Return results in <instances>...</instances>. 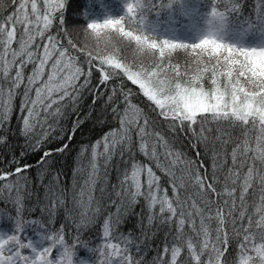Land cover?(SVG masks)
<instances>
[{
    "label": "snow or ice",
    "instance_id": "1",
    "mask_svg": "<svg viewBox=\"0 0 264 264\" xmlns=\"http://www.w3.org/2000/svg\"><path fill=\"white\" fill-rule=\"evenodd\" d=\"M12 3L13 11L0 17V129L10 122L20 94L21 132L37 151L86 89L95 99L108 93L104 103L118 127L81 148V158L89 157L87 179L74 198L81 215L99 212L92 204L101 170L107 175L113 158L127 154L113 185L116 196L121 204L143 198L148 225L168 228L151 264H264V0H255L249 15L245 0H118L115 9L104 0H87L80 15L94 48L69 36L70 0ZM136 95L167 124L172 140L153 127L149 112L134 102ZM80 123L75 121L70 136ZM179 133L191 137L193 149L209 150L211 175L202 160L174 147ZM68 147L44 151L39 162ZM137 151L148 163L135 158ZM12 163L13 171L0 170V188L19 193L21 173L30 166ZM82 170L78 165L74 171ZM157 170L167 177L171 195ZM257 188L258 201L249 206L250 191ZM99 191L104 194L103 185ZM58 202L64 203L62 193ZM15 204L16 217L0 216L12 225L10 232L0 230V264H75V247L95 253L94 264H142L144 240L117 232L112 216L103 223L97 247L78 238L70 247L62 227L51 232L40 219L23 220V198ZM56 205L54 200L49 224ZM114 215L118 226L119 206ZM83 225L81 220L78 227ZM29 228L38 240L26 237Z\"/></svg>",
    "mask_w": 264,
    "mask_h": 264
},
{
    "label": "trees",
    "instance_id": "2",
    "mask_svg": "<svg viewBox=\"0 0 264 264\" xmlns=\"http://www.w3.org/2000/svg\"><path fill=\"white\" fill-rule=\"evenodd\" d=\"M104 3L112 6L113 9L118 7V0H104ZM86 4L87 0H70L69 7L65 13V26L68 29L69 36L77 45L83 46L84 44H88L90 48H94V41L90 38H85V21L80 15ZM15 7L16 5L12 3V0H0V17L7 16ZM254 7L255 0H245L243 9L245 15L254 14ZM95 10L97 12L100 11L98 6ZM55 31L56 29L54 28L53 32ZM122 47L125 55H128L130 49L127 46ZM96 76H98V73L94 74L93 84L96 83ZM127 87L135 90V86L130 83ZM107 94V90H105L101 94L100 99H95L90 89H86L75 110L71 107L64 109V116L54 124V130L51 131L48 139L37 151H33L31 147L34 141L26 138L21 132V116L23 113L20 111V104L22 96L20 94L16 96L11 120L3 129H0V139L3 140V142H0V170L5 172L13 171L16 167V164L12 163L13 159H18L21 165L27 164L30 167L26 173H21V176L25 178L20 181L19 193H17L16 188H13L11 192L6 188H0V216L16 217L17 210L15 201L18 196L22 197V219H40L47 225L51 232H57L62 227L65 240L70 247L74 243H77V238L79 242L87 241L91 247H97L101 242L103 223L106 218L112 216V223L117 232L123 234L130 233L134 238L144 240V243L141 245L142 252L144 253L142 264H151V260L156 254V251L165 241V233L168 231V228L165 226L157 230L155 224L152 226L148 225L147 216L149 212L143 198L135 204H132L125 198L121 204V198L116 196V189L113 188V185L117 184L118 176L125 167V161L129 159L127 154L123 159L119 155L113 158L111 164L106 169L107 175H105L104 169L101 170V178L96 186L94 193L95 199L92 204V209H95L97 206L99 207L97 214L93 215V211L90 209L86 216H82V209L77 207L76 204H71L65 210H62L61 205L57 204L56 208L58 210L55 212L54 223H48L52 218L51 209L53 201L56 200L58 202V198L51 197L47 194L48 188L52 185L59 186L64 192V202H73L74 198L78 199L79 190L88 175L87 166L89 157L85 153L81 158L82 146L92 145L106 134L109 129L118 127L116 120L113 119L109 111V107L104 103L103 97ZM134 102L140 104L149 112L150 117L154 121L153 127L165 134L169 140H172V134L168 132L167 124L161 118L156 117L155 114L150 112L145 99L140 95H136ZM78 119L81 123L76 129L74 136H70L69 132L73 129L75 121ZM52 120L53 118L50 117L49 123H52ZM64 143H67L69 147L63 153L54 152L44 163L39 162L44 151L55 150ZM173 143L176 149L182 151L188 157L202 160L208 174L211 175L212 158L208 149L203 147L193 149L191 147V137L184 133L177 134ZM197 151L201 153L200 156H197ZM135 158L148 163L146 158L138 151L135 152ZM78 165L83 169L82 171H74ZM157 175L161 177V184L164 187H169L167 177L158 170ZM218 175L220 174L218 173ZM57 176L58 180L56 179ZM10 179L15 180L16 177L13 176ZM3 183L0 182V184ZM101 185L105 188L103 195L99 191ZM259 194L258 188L254 193L250 191L248 197L249 206L258 201ZM169 195H171L170 187ZM86 201L87 194L85 195ZM118 206L120 207L121 222L117 226L116 216L114 214L117 212ZM249 211H251V207H249ZM81 220L85 221V225L78 227ZM11 226V222L6 219L0 221V230H8L10 232ZM142 233L147 238L142 236ZM26 237L34 241L39 239L38 236L32 233L31 228L26 230ZM168 239L170 240L171 237ZM73 250L77 253L74 258L75 264H81V262H84V264H94L96 258L95 253L89 252L84 247H75ZM132 254L137 259L140 258L135 248H133ZM233 254L234 248H230L229 259H231Z\"/></svg>",
    "mask_w": 264,
    "mask_h": 264
},
{
    "label": "bare ground",
    "instance_id": "3",
    "mask_svg": "<svg viewBox=\"0 0 264 264\" xmlns=\"http://www.w3.org/2000/svg\"><path fill=\"white\" fill-rule=\"evenodd\" d=\"M58 185H60V184H58ZM54 193L56 194L55 196L53 195ZM61 193L64 196V192L57 185H52L47 190V194L51 197H54V198H58ZM57 204H59V202H57ZM71 204H75V202L74 201L73 202H69V201L64 202L63 205L61 206L62 210L68 209L71 206ZM56 210H58V208H56Z\"/></svg>",
    "mask_w": 264,
    "mask_h": 264
}]
</instances>
